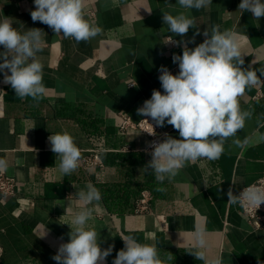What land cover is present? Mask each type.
Segmentation results:
<instances>
[{"label": "crops", "instance_id": "obj_1", "mask_svg": "<svg viewBox=\"0 0 264 264\" xmlns=\"http://www.w3.org/2000/svg\"><path fill=\"white\" fill-rule=\"evenodd\" d=\"M241 0H212L207 9H183L177 0H83L84 19L101 29L88 40L76 42L56 35L47 25L31 19L34 0H0V20L11 18L20 32L39 28L46 93L39 102L18 98L0 73V158L16 183L13 197L0 199V264H57L52 257L62 243L70 240L71 213L78 210L76 194L91 183L101 193L106 188L130 192L133 210L111 212L103 197L95 207L91 226L102 249L114 245L104 264H112L124 248L121 236L132 235L141 244H154L162 259L171 253L170 264H204L192 251L197 230L206 240L209 259L222 264H264V227L255 229L241 214L239 204L228 202L233 194L257 181L264 170V75L246 88L239 98L252 118L236 137L229 138L223 154L187 163L172 179L158 184L154 174L145 172L151 155L142 152L148 139L137 131L118 132L119 114L138 121L137 114L154 89L163 93L158 77L163 65L173 66L172 54L182 55V46L165 44L173 37L163 23V12H184L195 19L183 40L195 39L194 49L206 39L204 30L238 34L245 70L264 68V17L255 20L250 12H238ZM150 11V12H149ZM4 51L0 46V52ZM10 74V73H9ZM263 95L253 100L257 92ZM67 132L81 149H105L101 168H82L61 176L57 154L48 137ZM159 135L180 139L178 130L165 123ZM249 138L243 148L232 140ZM129 148V152L122 149ZM161 187L164 191H157ZM124 190V191H123ZM126 190V191H125ZM146 193L148 212H134L141 194ZM146 234H154V239Z\"/></svg>", "mask_w": 264, "mask_h": 264}, {"label": "clouds", "instance_id": "obj_2", "mask_svg": "<svg viewBox=\"0 0 264 264\" xmlns=\"http://www.w3.org/2000/svg\"><path fill=\"white\" fill-rule=\"evenodd\" d=\"M183 9H207L212 0H177ZM35 10L31 11L33 22H41L51 28L56 35L72 38L76 42L88 41L96 37L101 29L84 19L83 0H34ZM150 12V11H149ZM238 12H250L257 21L264 17V0H241ZM163 23L168 31L182 39L176 41L169 37L165 44L183 47L182 55L173 54V63H178L179 72L173 75L165 66H161L158 77L163 94L154 89L150 99L144 101L137 114L150 117L156 126H173L178 130L180 139L165 134L162 142H152L150 147L151 160L145 165V172L151 171L158 184L165 179H172L190 162L206 158L218 159L224 152V145L229 138L237 136L245 127V122L252 118V111L240 107L239 98L246 88L258 83L257 71L264 75V68L245 70L238 34L231 30H220L219 25L205 29L206 37L194 49L189 48L191 40H183L190 28H197L195 19L180 12L172 15L163 12ZM11 18L0 20V73L3 83L10 85L15 95L24 100L27 97L39 102L46 93L43 83V65L37 59L42 51V36L39 28L20 32L14 28ZM196 34L199 33L197 28ZM10 73V74H9ZM147 121V120H145ZM152 126V125H151ZM153 128V127H152ZM154 134V132L150 133ZM264 140V136L260 137ZM51 151L57 154L61 176L72 174L79 167L81 149L75 144L74 138L68 134L57 133L48 137ZM232 143L243 148L249 138H239ZM7 161L0 158V172L6 171ZM157 191H164L158 187ZM78 210L67 207L72 219L67 223L71 231L70 240L60 244L57 253L52 257L57 264H104L114 245L102 249L97 232L89 226L94 218L95 207L101 199L100 191L91 183L86 190L76 194ZM230 204L258 209L264 203V189L250 186L233 194L230 187L227 191ZM154 239V234H146ZM124 248L118 251L112 264H170L175 257L168 253L162 259L154 244H141L134 236H121ZM206 240L200 230L193 238L192 251L204 264H222L221 258L209 259L205 251ZM259 264V262H258Z\"/></svg>", "mask_w": 264, "mask_h": 264}, {"label": "built area", "instance_id": "obj_3", "mask_svg": "<svg viewBox=\"0 0 264 264\" xmlns=\"http://www.w3.org/2000/svg\"><path fill=\"white\" fill-rule=\"evenodd\" d=\"M168 38L169 37H166L165 41H167ZM169 45L175 46L171 43H169ZM172 56L173 54L171 55V59ZM169 71L173 75L178 74L179 72L178 63H173V66L171 67V69H169ZM262 95L263 94L260 91L257 92L256 95H254L253 100L261 98ZM118 118H119L118 132L120 134H125L128 131H137L148 139L147 147L142 150V152L148 155H150V152L152 151V148L150 147L152 142L158 143L164 140V136L158 134L159 126H156L155 122L152 121L150 117H143L138 121H133L130 116L125 114H119ZM152 132H154V134H150ZM129 151H130L129 148L122 149V152H129ZM106 152L108 151L105 149L89 150L86 155L81 157V160L79 161V166L82 168H101L103 166L101 155ZM250 186L264 189V170L261 177L257 181L242 188L238 192V194ZM15 193H16L15 180L12 177H8L4 174H0V199L6 197H13ZM147 201L148 200L146 193H142L140 199H138V201L136 202L134 212L136 213L148 212L149 209H148ZM239 206H240L241 214L248 220V222L255 229H261L264 227V203H262L258 209H255L254 207H244L240 204ZM2 255H3V250L0 247V262L2 259Z\"/></svg>", "mask_w": 264, "mask_h": 264}, {"label": "trees", "instance_id": "obj_4", "mask_svg": "<svg viewBox=\"0 0 264 264\" xmlns=\"http://www.w3.org/2000/svg\"><path fill=\"white\" fill-rule=\"evenodd\" d=\"M102 197L111 212L123 213L133 210L132 204H129L130 192L119 193L117 189L108 187L102 193Z\"/></svg>", "mask_w": 264, "mask_h": 264}]
</instances>
